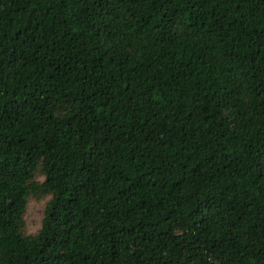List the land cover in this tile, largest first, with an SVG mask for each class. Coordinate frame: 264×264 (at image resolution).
<instances>
[{
  "label": "trees",
  "instance_id": "obj_1",
  "mask_svg": "<svg viewBox=\"0 0 264 264\" xmlns=\"http://www.w3.org/2000/svg\"><path fill=\"white\" fill-rule=\"evenodd\" d=\"M0 264H264V0H0Z\"/></svg>",
  "mask_w": 264,
  "mask_h": 264
},
{
  "label": "rangeland",
  "instance_id": "obj_2",
  "mask_svg": "<svg viewBox=\"0 0 264 264\" xmlns=\"http://www.w3.org/2000/svg\"><path fill=\"white\" fill-rule=\"evenodd\" d=\"M46 201H38L31 199L28 211L26 215V232L29 234H35L40 228V223L42 220L43 207Z\"/></svg>",
  "mask_w": 264,
  "mask_h": 264
}]
</instances>
